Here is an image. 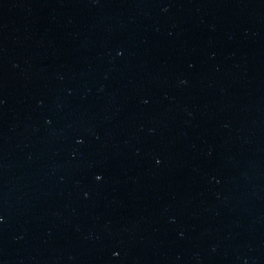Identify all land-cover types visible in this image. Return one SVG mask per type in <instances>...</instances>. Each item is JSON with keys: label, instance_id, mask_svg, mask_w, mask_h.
Wrapping results in <instances>:
<instances>
[{"label": "water", "instance_id": "95a60500", "mask_svg": "<svg viewBox=\"0 0 264 264\" xmlns=\"http://www.w3.org/2000/svg\"><path fill=\"white\" fill-rule=\"evenodd\" d=\"M0 264H264V0H0Z\"/></svg>", "mask_w": 264, "mask_h": 264}]
</instances>
